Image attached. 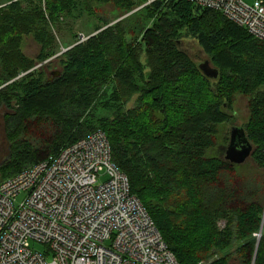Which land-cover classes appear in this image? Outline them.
<instances>
[{
  "label": "trees",
  "instance_id": "obj_1",
  "mask_svg": "<svg viewBox=\"0 0 264 264\" xmlns=\"http://www.w3.org/2000/svg\"><path fill=\"white\" fill-rule=\"evenodd\" d=\"M107 4L131 14L114 22L100 14ZM85 14L94 32L58 56L61 74L50 79L37 64L55 54L54 31ZM29 38L35 58L24 51ZM183 38L198 42L217 79ZM236 93L249 99L255 147L241 165L223 156ZM3 107L10 147L0 182L102 130L179 264L234 255L253 264L264 218V41L244 27L187 0H0ZM254 264H264V231Z\"/></svg>",
  "mask_w": 264,
  "mask_h": 264
},
{
  "label": "built area",
  "instance_id": "obj_2",
  "mask_svg": "<svg viewBox=\"0 0 264 264\" xmlns=\"http://www.w3.org/2000/svg\"><path fill=\"white\" fill-rule=\"evenodd\" d=\"M187 1L264 41V0ZM0 264L179 262L96 130L0 182Z\"/></svg>",
  "mask_w": 264,
  "mask_h": 264
},
{
  "label": "rangeland",
  "instance_id": "obj_3",
  "mask_svg": "<svg viewBox=\"0 0 264 264\" xmlns=\"http://www.w3.org/2000/svg\"><path fill=\"white\" fill-rule=\"evenodd\" d=\"M101 8L102 9L100 11V14L106 18L113 20L114 22L117 20H123L127 18V16L130 15V14L125 15L124 13L117 11L116 8L111 4L104 5ZM95 22H96V19L93 16L90 17L87 14L80 17L76 21L68 19L66 22H64L61 25L60 29L54 31V34L57 38L56 48L54 50L55 54L52 57H50L49 60L38 63L37 67L41 68L44 66V69L46 70L48 77L52 76L53 71L61 70L60 59L58 56L61 55L66 50H68L69 48L73 47V43L75 42V39L77 40H81L82 38L86 39L89 34H92L95 29L94 28ZM181 46L192 56V58L195 60L197 64H200L204 62L205 60H209L208 55L203 51L202 47L198 44V42L195 39L183 38L181 42ZM24 51L29 56L35 58L38 56L40 52V47L32 39L29 38L25 42ZM248 103H249V99L245 94L236 93L234 95L233 109H232L233 119H232V123L229 124V128H231L233 125L244 126L248 122L249 117H250ZM10 111L11 110H8L5 107L0 109V165L9 156L10 143L8 141L7 133H6L5 115L6 113ZM97 112H98L97 114L98 117L106 113V111L103 110L102 107H100L97 110ZM254 150H255V147H254ZM224 155H225V152L223 153V156ZM251 158H249L247 161L251 162L252 161ZM24 196L25 194L20 195L17 201L21 202ZM218 224H219V227L222 229L224 228L226 222L220 219ZM263 231H264V226H263ZM262 233H261V236H262ZM258 235L259 233L256 234L257 240L259 238ZM261 236H260V239H261ZM31 244L35 250H38L40 252H45L46 246H44L43 244L36 243L33 241ZM229 264H242V263L240 262L239 258L236 255H234L230 259Z\"/></svg>",
  "mask_w": 264,
  "mask_h": 264
},
{
  "label": "water",
  "instance_id": "obj_4",
  "mask_svg": "<svg viewBox=\"0 0 264 264\" xmlns=\"http://www.w3.org/2000/svg\"><path fill=\"white\" fill-rule=\"evenodd\" d=\"M198 66L205 76L212 79L218 78L219 70L216 67L212 66L209 60H205L204 62L200 63ZM60 74H61L60 70H55L52 72V76L50 77V79L57 77ZM224 152H225L224 155L225 160L229 161L232 164H237V165L244 164L249 158L252 157V154L254 152V145L251 142L244 126L233 125L230 128L229 141L225 147ZM263 226H264V218L259 230V235H258L259 238L257 241V247L253 259V264L255 262V257L257 255V249L260 241V236L263 230Z\"/></svg>",
  "mask_w": 264,
  "mask_h": 264
}]
</instances>
